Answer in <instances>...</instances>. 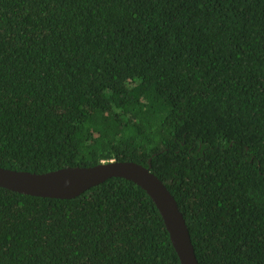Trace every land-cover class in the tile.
Masks as SVG:
<instances>
[{
  "label": "trees",
  "instance_id": "1",
  "mask_svg": "<svg viewBox=\"0 0 264 264\" xmlns=\"http://www.w3.org/2000/svg\"><path fill=\"white\" fill-rule=\"evenodd\" d=\"M151 165L200 264H264V0H0V166ZM0 264H182L121 177L0 187Z\"/></svg>",
  "mask_w": 264,
  "mask_h": 264
},
{
  "label": "water",
  "instance_id": "2",
  "mask_svg": "<svg viewBox=\"0 0 264 264\" xmlns=\"http://www.w3.org/2000/svg\"><path fill=\"white\" fill-rule=\"evenodd\" d=\"M121 177L143 188L159 209L182 264H200L189 226L175 196L146 166L112 160L95 166L65 167L45 173L0 166V187L44 198L72 199L108 179Z\"/></svg>",
  "mask_w": 264,
  "mask_h": 264
}]
</instances>
